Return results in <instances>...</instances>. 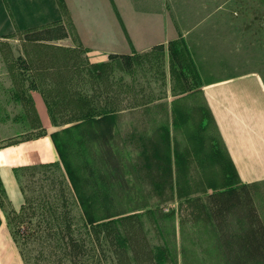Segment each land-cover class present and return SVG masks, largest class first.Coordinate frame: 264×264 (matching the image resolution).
Wrapping results in <instances>:
<instances>
[{"label":"rangeland","instance_id":"374dc122","mask_svg":"<svg viewBox=\"0 0 264 264\" xmlns=\"http://www.w3.org/2000/svg\"><path fill=\"white\" fill-rule=\"evenodd\" d=\"M160 1L175 33L182 34L173 40L184 39L191 62L182 55L173 64L170 40L161 44L164 50L155 46L130 62L108 58L104 62L109 65L100 66L75 35L72 44L61 40L69 31L74 34L69 18L67 26L61 20L55 29L0 39V130L8 137L43 132L28 90L29 75L17 69V57L24 50L35 67H56L54 74H31L36 83L35 75L53 88L44 90L51 96L62 160L19 170L34 206L28 208L39 220L40 196L47 194L53 204L66 197L65 206H55L57 213L67 209L79 230L80 199L96 214L128 216L111 230H101V243L94 248L93 236L84 234L90 253L79 264H264V229L255 230L264 224V216L257 217L264 213V182H240L201 95V74L183 34L215 18V36L232 39L238 53L264 59V0ZM108 8H102L105 17ZM121 9L126 12L125 6ZM225 20L226 27L218 28ZM118 106L114 114H100ZM12 219L11 230L33 264H56L58 254L47 257L53 248L42 254L40 243H22L23 228ZM63 261L72 263L69 256Z\"/></svg>","mask_w":264,"mask_h":264},{"label":"crops","instance_id":"0c3cea01","mask_svg":"<svg viewBox=\"0 0 264 264\" xmlns=\"http://www.w3.org/2000/svg\"><path fill=\"white\" fill-rule=\"evenodd\" d=\"M63 2L62 6L60 0H0V39L29 30L55 29L56 23L63 20L65 26L69 22L74 34L69 31L66 36L64 33L61 40L72 44L75 35L91 61L100 64L110 55L147 52L182 35L175 33L173 22L163 12L160 0L155 5L152 0ZM105 4L109 5L107 17L101 13ZM122 5L126 12L121 9ZM215 20L209 18L199 24L195 32L191 34L187 30L183 36L201 74V95L240 182L245 185L264 182V59L261 55L256 61L246 53H238L234 51L232 39L215 36ZM219 26L225 28L226 20ZM21 55L28 60L30 73L56 72L54 66L38 68L32 65L24 50ZM17 69L23 74L18 64ZM1 71L6 73L5 69ZM34 77L37 87L30 88L28 81V90L43 132L19 138L17 133L8 137L0 130V264H26L10 224L12 214L25 204L19 170L40 165L49 167L62 160L49 109L51 96L44 90L53 88L43 86L39 78ZM263 216L264 213L257 214L259 220ZM263 229L262 222L256 225V232Z\"/></svg>","mask_w":264,"mask_h":264},{"label":"trees","instance_id":"16d2710c","mask_svg":"<svg viewBox=\"0 0 264 264\" xmlns=\"http://www.w3.org/2000/svg\"><path fill=\"white\" fill-rule=\"evenodd\" d=\"M60 1L64 4L62 0ZM179 44H183V45L180 47L178 46ZM169 45H170L169 54H170L171 61L173 62V64L176 62V58L182 55L187 56L188 61L191 62L192 58L190 57V51L186 47L184 39L183 40L181 39L180 43L178 44L176 43L175 40H171ZM158 47H160L161 49L163 48V50L165 48L164 45H158ZM142 53L146 54L148 52H142ZM136 55L140 56L139 53H133V54H123V55H110L109 58L111 60L113 58H117L118 60L120 59V61L126 60L130 62V60L134 58V56ZM16 60H17V64L22 68L23 74L27 73L29 75L28 77L29 87L33 89L36 88L37 83L35 79L33 78L32 74L29 72L30 64L28 60L21 54L17 57ZM98 65L106 66V65H109V63L101 62ZM111 65H113L112 62H111ZM194 74H195L194 79L198 80L199 77L197 75L196 69H195ZM186 89L183 91H186ZM119 108H120L119 106L114 107L112 109H110V107L105 108L100 111V114L102 116L114 114L116 112L115 110H119ZM35 167H44V166L43 165L33 166V167H28V169L35 168ZM233 168L235 169L234 164H233ZM22 186L25 192V204L19 211H16L12 214L11 219L14 218V220L17 222L16 225L18 226L19 230L23 228L20 234L23 239L22 243H25L28 241L40 243L39 245H42L41 247L42 254H44V251H47L46 248L48 249V251L49 249L53 248L52 252H49V253L47 252V257L48 256L50 257L52 255L56 256L58 254L56 264H68L67 262L63 261L64 256H69L71 258L72 260L71 264H79L82 262L85 263V259H82L81 257H83L84 253L86 252L90 253V251L88 250V248L86 249V246H85L86 238L83 235L86 234V236L88 237L89 235L93 236L94 241L91 243H92V248H94V246H97L98 243L99 244L101 243L100 242L101 241V230L102 231L105 229L108 230V228L109 230H111L113 226H116V224L119 223V221L128 217V216H117L116 213H110V214H104V215L102 213H101L102 215L96 214L95 212L88 210L85 207V202L82 201L80 198H78L80 199L78 200V202L80 203L82 212H83V215L81 216L82 221L80 222V224H82L83 229L79 230L76 227V222L73 221V219H71L72 217H70L71 215L69 214V211L67 209H64V211L62 212L60 211L59 213H57L58 208H56L55 206L56 205L65 206L67 204L68 199L66 197H63V201L61 202V204H58V203L53 204V200L50 197H48L47 194L44 193V196L42 195L40 196L41 199L39 198L42 204L41 205L42 212L40 215L41 219L34 220V216H36L37 214L35 210L33 209L34 206L30 204V200L26 194L24 185ZM73 188L76 191V188L75 187ZM62 192H65L64 188ZM76 194H78L77 191H76ZM61 195H63V193ZM31 206L33 208H28ZM30 209H31V213H30ZM60 217H62V219L66 218L64 219L65 221L63 220L60 221L59 220ZM11 219L10 221L13 222V219L12 220ZM111 226L112 228H110ZM115 232L117 233L116 230ZM12 234H13V237L17 245L19 246L23 254L25 263L33 264L32 256L30 255V253L24 250V247H22V244L20 243L19 238L16 235L17 234L16 231H12ZM118 235H119V232H118ZM121 238H122V241L124 242L125 240L126 241L128 240L126 236H122ZM43 244L45 246H43ZM44 258H43V261H45Z\"/></svg>","mask_w":264,"mask_h":264}]
</instances>
